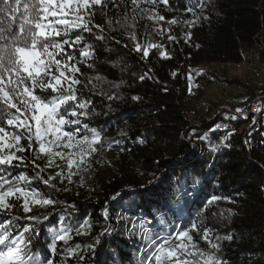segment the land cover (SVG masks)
Masks as SVG:
<instances>
[{
	"label": "trees",
	"instance_id": "trees-1",
	"mask_svg": "<svg viewBox=\"0 0 264 264\" xmlns=\"http://www.w3.org/2000/svg\"><path fill=\"white\" fill-rule=\"evenodd\" d=\"M137 2L135 11L132 0H116L118 7L109 3L107 16L97 12L94 17L104 32L93 27V34L84 33L93 47L78 65V78L87 85L78 86V97L91 102L81 119L101 136L90 166L71 180L58 177L52 181L55 188L33 180L32 188L57 203L25 213L22 201H10L14 207L0 213V222L20 217L13 233L31 227L25 237L43 264L48 259L53 264H149L151 249L140 225L154 236L175 234L192 223L200 229L190 233L193 242L220 264H264V109L259 130L252 133L255 114L231 118L230 108H223L240 111L263 95L264 88L252 87L244 73L220 68L222 63L244 62L264 69V0H203L202 14L200 0ZM152 12L165 20L150 19ZM193 13L200 22L190 25L186 22L195 20ZM123 16L135 27L107 26L108 19L124 23ZM172 19L179 22L167 23ZM101 34L105 39H95ZM137 43L160 47L148 49L145 57L136 50ZM76 56L81 59L78 50ZM97 76L103 79L89 83ZM217 81L247 89L233 98H206L202 83ZM85 134L91 135L88 130ZM21 144L27 148L23 139ZM23 155L26 166L9 167L8 172L32 177L40 171L31 163L34 153ZM46 161L41 156L36 164L45 168ZM56 163L58 168L41 173L44 179L61 169L67 176L66 162ZM213 196L220 199L205 210ZM28 215L49 218L37 223L25 219ZM52 227L69 229L72 237L56 242L55 252L49 247ZM205 228L211 243L201 238ZM69 249L75 254L67 255Z\"/></svg>",
	"mask_w": 264,
	"mask_h": 264
},
{
	"label": "snow or ice",
	"instance_id": "snow-or-ice-1",
	"mask_svg": "<svg viewBox=\"0 0 264 264\" xmlns=\"http://www.w3.org/2000/svg\"><path fill=\"white\" fill-rule=\"evenodd\" d=\"M145 2L154 5L156 0ZM109 3L118 7L116 0H0V166H3L0 168V213H10L14 207L10 201H22L20 206L25 213H30L34 207L55 205L56 200L31 187L32 181L42 180L45 185L55 188L52 181L58 177L71 180L73 175L86 170L85 166H90L91 156L98 151L100 133L94 128L89 129L87 123H82L81 118L88 115L91 102L78 97V92H82V87L78 86L87 85L77 74L81 72L78 65L86 62L93 47L86 42L84 33L93 34V27L99 29L100 33L104 32V26L95 24L94 17L97 12L107 16ZM163 3L167 4L168 0H163ZM132 4L135 11L139 6L137 0H132ZM204 6L203 0H200L201 14ZM142 11L148 12L147 9ZM193 15L196 16L195 13ZM149 18L157 22L165 20L156 12H152ZM121 19L124 23L108 19L106 24L109 28L114 23L123 28L135 27L134 23L128 24L127 16ZM132 20L135 21V16ZM178 22L176 19L167 21L169 24ZM199 22L200 16H196L194 21L186 23ZM131 38L135 39L134 33ZM95 39L103 40L105 37L101 34L96 35ZM153 47L160 46L149 43L142 48L139 43L136 44V50H142L145 57L149 55L148 49ZM68 48L73 51L69 52ZM77 50L81 59H77ZM87 66L92 67L91 64ZM93 79L99 81L103 78H90L89 83ZM9 127L16 131H9ZM84 130L91 135H81ZM22 139L26 141L27 148L21 144ZM34 144L37 147L34 148ZM27 150L33 151L35 158L31 163L40 171L32 177L25 172L12 176L8 168L25 167L23 153ZM41 156L47 157L45 168L36 164V159ZM58 159L66 162L67 176L61 169L54 176L44 179L41 173L46 168H58ZM219 199L211 197L204 204V209ZM48 218V215L42 218L32 215L25 217L37 223ZM19 219L12 216L11 220L0 222V264H42L39 256L31 252V239L25 237V233L33 229L25 227L19 234H13V224ZM161 223L166 224L163 218ZM85 227L90 228L91 225L86 222ZM140 227L151 249L147 257L149 264H220L214 254H206L193 242L190 233L200 230L196 223L175 234L155 233L154 236L143 225ZM60 233L54 234V241L59 239L66 242L72 238L69 229L62 228ZM209 233L210 230L205 228L201 238L211 243ZM49 247L55 252V243ZM212 247L219 248V245L212 244ZM74 254L73 249L67 252V255ZM46 264H53V260L48 259Z\"/></svg>",
	"mask_w": 264,
	"mask_h": 264
},
{
	"label": "rangeland",
	"instance_id": "rangeland-1",
	"mask_svg": "<svg viewBox=\"0 0 264 264\" xmlns=\"http://www.w3.org/2000/svg\"><path fill=\"white\" fill-rule=\"evenodd\" d=\"M253 67L258 68L259 66L253 65ZM220 68H222V67L220 66ZM228 72H232V74L244 73L245 76H247V78L251 81L252 87L259 88V87H257L256 82L249 78L247 66H242V68L232 67L228 70ZM220 82H222V81H217L212 86H209L206 82L202 83V86L204 87V89L206 91V94H205L206 98H208V99L209 98H211V99H214V98H216V99H218V98H231V97L233 98V96L238 95L247 89L246 87L239 89L234 84L229 83V82H228V85L223 84V82L222 83H220ZM232 101H235V100H232ZM235 104H236V106H239V103L236 101H235ZM223 108H230V110H236V107H234V106L230 107V105H223ZM260 116H261V114L257 118V121H255L254 125H256L257 123L259 124L258 120L260 119ZM61 229H62V227H52L50 229V236H51V240L53 241V243H56L59 241V239H55V241H54V234H61L60 233ZM13 234H19V233L17 232V233H13ZM42 264H43V262H42Z\"/></svg>",
	"mask_w": 264,
	"mask_h": 264
},
{
	"label": "built area",
	"instance_id": "built-area-1",
	"mask_svg": "<svg viewBox=\"0 0 264 264\" xmlns=\"http://www.w3.org/2000/svg\"><path fill=\"white\" fill-rule=\"evenodd\" d=\"M220 66L222 68H232V67L242 68V66H247L249 78L256 82L257 87L264 88V69L262 67L254 68L252 63L246 64L244 62L222 63ZM223 84L228 85V83H224V82ZM263 96L264 94L255 97L251 102H249L246 108L240 111L230 110L231 118L238 117V116L247 117L251 113H255L256 115H259L261 110L264 108ZM202 106L203 104L201 103L199 107L202 108ZM258 130H259L258 125L257 126L253 125L250 129L252 133L257 132Z\"/></svg>",
	"mask_w": 264,
	"mask_h": 264
},
{
	"label": "bare ground",
	"instance_id": "bare-ground-1",
	"mask_svg": "<svg viewBox=\"0 0 264 264\" xmlns=\"http://www.w3.org/2000/svg\"><path fill=\"white\" fill-rule=\"evenodd\" d=\"M200 104H201V103H200ZM200 104H199V105H200ZM202 104H203V103H202ZM204 106H205V105L203 104L202 108H204ZM263 109H264V108H263ZM263 109L261 110V112L263 111ZM261 112L259 113V115L261 114ZM251 114H255V113H251ZM255 115H256V114H255ZM259 115H256V117L258 118ZM257 125L260 127V125H259L258 123H257L255 126H257Z\"/></svg>",
	"mask_w": 264,
	"mask_h": 264
},
{
	"label": "water",
	"instance_id": "water-1",
	"mask_svg": "<svg viewBox=\"0 0 264 264\" xmlns=\"http://www.w3.org/2000/svg\"><path fill=\"white\" fill-rule=\"evenodd\" d=\"M263 101H264V96H263Z\"/></svg>",
	"mask_w": 264,
	"mask_h": 264
}]
</instances>
